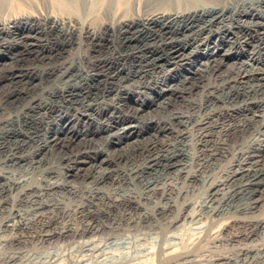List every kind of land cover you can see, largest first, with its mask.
<instances>
[{
	"label": "bare ground",
	"instance_id": "6f19581e",
	"mask_svg": "<svg viewBox=\"0 0 264 264\" xmlns=\"http://www.w3.org/2000/svg\"><path fill=\"white\" fill-rule=\"evenodd\" d=\"M42 31L54 34L55 42L47 45L48 54L42 53L44 43H39V53L34 47L41 42L38 35ZM31 39L34 41L28 42ZM9 42L23 45L27 54L24 50H9ZM31 53L35 58L47 57L50 64L26 65L24 60ZM245 54L252 60L251 67ZM0 81L6 84L0 92V164L46 162L47 153L57 146L64 179L56 180L58 176H54L55 180L44 181L41 192L46 195L64 189L76 195L82 187L76 180L75 185L70 184V180L77 179L82 184L92 178L95 183L94 188L86 189L81 198L84 201L73 211L84 224L73 230L68 224L57 228L67 210L58 204L34 201L40 184L24 183L26 187L21 185L16 197H4L5 175L0 170V209L13 205V215L0 220V226L11 230L12 235H8L13 241L24 235L44 240L67 232L81 236L112 227L105 219L114 215L127 223L164 220L167 226L174 225L195 183L206 184L207 202H215L224 176L222 181L215 177L214 181L209 169L208 174H203V167L229 155L227 180L235 183V189L233 194L222 196L224 200L237 196L241 186L245 193L253 194L256 186L264 182V139L248 143L246 148L239 146L264 118V0H0ZM154 105L165 113L156 118L147 116ZM144 122L153 126L149 136L142 133ZM92 123L93 128L89 127ZM80 125L84 127L78 130ZM262 127L264 132V123ZM96 136L109 144L108 150L97 146ZM172 138H176L175 142L170 141ZM124 141V150L131 153L118 150L123 146L116 144ZM130 160L138 163L128 172L116 166ZM56 169L48 167L46 171L59 175ZM98 169L102 174L96 177ZM165 176L180 178L182 183L159 184ZM109 178L141 187L139 192L113 197L102 186ZM243 178V183L237 181ZM26 202L34 204L30 205L33 210L28 217L14 208ZM221 208L213 207L217 222L204 235L192 236L183 245L165 241L167 244L161 243L157 250L158 256L118 259L113 264H192V260H198L196 255L206 250L208 241L220 239L223 234L231 241L249 240L264 222L258 216L220 217ZM130 210L135 211V217ZM239 250L242 256L238 264H246L247 255L256 251L246 242ZM18 255L8 258L13 260Z\"/></svg>",
	"mask_w": 264,
	"mask_h": 264
},
{
	"label": "rangeland",
	"instance_id": "374dc122",
	"mask_svg": "<svg viewBox=\"0 0 264 264\" xmlns=\"http://www.w3.org/2000/svg\"><path fill=\"white\" fill-rule=\"evenodd\" d=\"M43 32L44 31H42L39 34L40 36L38 35V37L41 39V40H39L41 42H38V44L39 43L40 44L41 43H44L46 45V48L43 49L45 51H42V53L48 54L47 53L48 52L47 51L48 50L47 49V47H48L47 45H49L52 42L54 43L55 42V38H54V34L48 33V32H44L43 33ZM41 36L43 37V39H42ZM29 41H34V40L31 39V40H28V42ZM38 44L36 43L34 45V47H36L35 49H37L36 51H38V53H39V51H41L42 49L40 48V44L39 45ZM6 46H7V48H11L9 50H12V48H14L13 49L14 52H17L18 50H20V51L24 50V51H22L24 53V55L27 54V50L28 49L27 48H23V45L17 46L16 45V42H14V43L13 42L12 43L9 42V43H7ZM34 53H36V52H34ZM33 56H34L33 53H31V54H29V59L24 60V62H25L26 65H28V64L29 65H35L36 64L35 66L40 67V66H46V65L50 64V61H48V58L47 57H45L43 59H40L39 58L40 56H37L36 58L33 57ZM243 57H245L246 60L249 59L246 54ZM30 59H33V60H30ZM249 61H252V60L249 59L248 62ZM30 63H33V64H30ZM252 64H253L252 62H249L248 63V65L250 67L252 66ZM154 81H155V79H154ZM5 88H6L5 81H0V92L4 91ZM0 95H1V93H0ZM155 96H156V94L155 95L153 94L152 97H155ZM152 108L153 109H150L149 108V110H151V111H150V113H147L148 114L147 116H153V118H156L155 116H160V114L162 115V114L165 113L164 110H161L162 107L159 108V107H156V105H154V106H152ZM156 108L159 109V110H161V111H159V110H156L155 111ZM158 111H159V115H158ZM147 116L146 117L144 116V118L145 119L148 118ZM262 123H264V118L262 120ZM262 123H261V125H257V127H255L254 129H252L251 133H249V135H248V137H250V138L247 137V139L245 141V144H244V142H241L242 144L240 143V145H239L240 148L241 147L242 148H246L249 144H253L256 141H258L259 139H264V137H263L264 136L263 135L264 132H263ZM83 127H84L83 125H80L79 128H78V130L81 129V128H83ZM89 127H91V128L95 127V123H92V125L89 126ZM142 127L144 128L143 131H142V133L144 134V136L145 135L146 136H149L150 135L149 133H152L154 131L152 124H149L147 122L146 123L144 122L142 124ZM60 135H63V133L60 134ZM165 138H168V137H165ZM96 139L98 141V142H96V144L98 143L97 146L99 148H101V149H103L105 151L109 149L110 146H109V144L106 143L105 140L98 139L97 136H96ZM172 139L170 141L171 142H173V141L175 142V139L176 138H172ZM99 144L100 145L102 144V145L100 146ZM116 146L117 147H120V146L122 147L123 146V148H121V149L119 148L118 150H122V152L124 151V153H126V154L131 153L130 151H128V149L124 150V148L127 147V144H125V141L124 142H120L119 144H116ZM54 148H53V151L52 152H48L47 153V155H46V157H47L46 162L44 161L45 163L42 162V163H38L37 164V162L26 161V162H21L22 165H21V163H18V164L17 163L6 164L5 166H3L2 164H0V168H1L0 170H2L1 172H3L4 175H5L4 183L6 185V190L4 191L3 196L4 197L6 196L8 199H11L12 197H14V196L16 197L18 195L16 190H19V188H21L22 186H25L26 187V185L30 186V184L31 185L33 184V185H36V186L38 185L39 186V184H40L38 190H36L34 192L36 194L38 193L39 196L37 195L38 196L37 198L39 200L36 199L34 201H36V202L46 201L47 203H54L55 205L58 204V206L60 208H63L65 211L67 210L65 212L64 216H63L64 218L63 217L62 218H59L61 220L58 219L59 220V223H57L56 226H57V228H62V227H64V225H67L68 224L69 227H71V228L74 227V228H72V230H73V229H75V226L76 227H80L85 222L84 220H81L82 218H80V217L78 218V216H76V214H74L75 212H73V211H74V209L76 208V206H77V204L79 202L84 201L83 200L84 199V196H85V193L84 192H87L88 191L86 189H89V187L90 188H94L95 183H93L94 181H93L92 178L85 179L84 181H82V184H81V181H79V180L77 181V179L70 180L69 183L70 184H73V185H75L74 184V181L75 180H76L75 183L77 185L80 182L79 183V186H80V188L82 187L81 188V192L78 193V194H76V195L70 194L68 191H66L64 189H61L59 191L57 190L55 192H52V193H49V194H46V195L43 192H41L42 190H41L40 187L42 186V184L44 183V181H47L49 179H50L49 181H52V179L55 180L56 179V176H58L56 180H61L62 178L64 179V174H63L64 168L62 166V162H59L58 155H57V154L60 153V152H58L60 150V148H58L57 146H55ZM48 155H49L50 159H49ZM227 158H230V155L228 157H225V158H221V159L214 160V161H212V163L214 162L213 164L210 162V163H208V165L206 164L207 166L205 165L203 167L204 168L203 174H208V171L210 170V172H209L210 174L209 175L212 174L211 175V178L213 177L212 178L213 180L216 178V179H218L216 181H222L221 178H223V176H224V178H223V181L224 182H223L222 185H223V187L225 186V188H223L221 186L222 188L220 187V189H219L218 197H217V199H215V202L218 203L217 205H215L216 204L215 202H213V203L207 202V197H206V194H207V185L206 184L204 185V184H201V183H195L194 186H193V188H191L189 190V192H188L187 198L188 197L189 198L187 200V205L182 209V212L178 215L179 218L176 219V221H175L176 223H174V225H170L169 224V226H167L168 223L164 222V220L162 218H159V220L162 219L163 221L162 220L161 221L163 223L160 222V221H158V220L155 223H154V221L151 222L152 224L151 223H141V222H139V223L138 222L137 223L136 222L127 223L123 219L122 220L120 218L119 219H116L118 217H116V215H114L112 217V219H105V222H107L108 224L112 225V227H108V229L105 228L103 230H98V231L86 233V234L81 235V236L80 235H75L74 236L71 232H70L71 234L69 232H67L66 234H62V235L59 234V235H55V236H53V237H51L49 239L47 238L48 240L47 239H45V240L44 239H41V237H38V236H35V235H33V236H30V235H28V236L26 235L25 236L24 235L23 237L21 236V238H20L21 240L19 239L18 241H13L11 239V237H10L12 235V234H10V231L11 230H4L3 227L0 226V264H2V263H4V264H10V263L11 264H19V263L20 264H38V263L39 264H42V259H44V261L46 262L45 263L43 261L44 262L43 264H82L83 261L85 263L87 262L86 264H89V263L90 264L91 263L92 264L93 263L94 264L95 263L96 264H103L104 261H105L104 264H111V263H108V262H112V264H113L114 262L118 261V259L120 261V259L121 260H126V259H132V258H140L141 256L142 257H145V255L148 256V255H151V254L157 255L158 254L157 250L159 251V249L163 245L161 243H163V242H164V244L167 242L169 244H171V243L173 244L174 243V244H180V245L182 244L183 245L192 236L204 235L208 231V229L210 228V226L212 224H214V223L217 222L216 220H217V217L218 216H215V214H213L214 212L212 211L214 206H219L220 208L222 207L221 208V216L220 217H222L223 215L225 216V214H226V215H237V216H245V217H248V216L249 217L258 216V217H262L261 219H263L264 218V182L261 183L260 185L256 186V188L253 191V194H249L248 192L245 193L246 191L243 190L242 189V186H241V187H239L237 189L238 191H241V193L237 191V193H236L237 196H234L229 201L223 199L224 196L231 195V193L233 194L234 189H235V183H233L231 180H230L231 182L230 181L228 182V180H227L229 178V176H230V175H228V172H229L228 169H230V168H228V165H227V160H226ZM131 161L132 160L127 161V163H125L124 161H121V162L117 163L116 166L118 167V169H120V171L122 170L124 172H126V171L128 172L129 169L132 166H134L135 164L138 163V162L137 163L136 162L135 163L134 162L131 163ZM27 162H28V164H27ZM215 163H216V165H215ZM33 164L34 165L36 164V167L37 168ZM128 164H129V166H128ZM222 164H223V166H222ZM9 165H10V168L11 169L8 167ZM45 165H46V167H45ZM219 165H221V166H219ZM16 166H17V168H16ZM21 166H23V167H21ZM47 166L48 167H52L54 169L57 168L56 170H58L59 175H49L47 173V171H46V169L48 168ZM211 166L214 167V168H212ZM225 166H226V168H225ZM216 167H218V169ZM221 167H223V168H221ZM206 168H207V171H205ZM100 169L103 171V168H100ZM100 169H98L100 173L97 170V171L94 172V176L98 177V176H100L102 174V172L100 171ZM44 171H46V172H44ZM213 171H214V173H211ZM215 172H217V173L215 174ZM96 173H98V174H96ZM6 174H8V175H6ZM225 175H227V176H225ZM54 176H55V179H54ZM120 176H122V174H120L118 177H120ZM171 178L170 177H166V176L165 177H162V180L159 181V184H161V185H168V184L174 185L176 183V186L181 185L182 179H180V178H172L173 179V181H172ZM19 181H20V183H19ZM41 181H43V182H41ZM177 181H178V184H177ZM237 181H240V183L241 182L243 183L244 178L243 179H238ZM85 182H87L88 184L85 183ZM102 183H103V185H102L103 188L107 190V192H108L109 195H111V196L113 194L115 195V196L113 195V197H116L118 194L124 193V192H133V193L139 192L140 187H141L139 185H136L135 186V184L128 183L126 181H121V180H118V179L115 180V181H112V180H110V178L107 179L105 182H102ZM118 183H119V185H118ZM14 184H17V185L19 184V185L18 186H14ZM83 185H84V187H83ZM126 185H127V187H126ZM131 186L133 188L135 187L134 189H136V190H133V188ZM9 187H11V188H9ZM226 187H227V189H226ZM125 188H127L128 190L125 189ZM228 189H231V190L229 191ZM232 189H233V192H232ZM11 193H13L12 194L13 196L10 195ZM14 193H15V195H14ZM239 194H240V197H239ZM49 195H52V196H49ZM55 195H57V196H55ZM60 195H61L62 198L60 197ZM71 195H72V197H71ZM251 195H252V197H251ZM58 196H59V198H58ZM43 197L45 198V200H44ZM63 197L66 200L67 199L68 200L65 202V200H64ZM241 197L242 198L244 197V198L242 199ZM49 198H51V200ZM81 198H83V199H81ZM70 199H72V200H70ZM218 199H220V200L218 201ZM63 200H64V203H63ZM231 203H232V205H231ZM213 204H214V206H213ZM18 205H20L21 207L18 206ZM30 205L31 206H34L33 202H26V203H21V204H17V205L15 204L14 205V208L16 207L15 210H17V212H19V214H21L22 216L28 217V216L31 215V211L33 210V207H31ZM5 206H7V207L4 208L5 210L4 209H0V214H1L0 215L1 219L0 220L4 219L5 216H6V218H8V217H11L13 215V213H12L13 205L8 204V205H5ZM148 206H150V205H148ZM233 206H236V207H233ZM71 207H74V208H71ZM229 209H230V211H228ZM25 210H26V212H25ZM231 210H232V213H231ZM28 211L30 212V214H29ZM211 211H212V213H211ZM227 211H228L229 214L227 213ZM67 212L68 213L70 212V213L68 214ZM130 212L132 213V215L134 217L136 216L135 211H131L130 210ZM3 214H4V216H3ZM73 215L75 216V219H74V216ZM71 216H73V218ZM65 217H67V220H66ZM14 219H15V217H14ZM68 219H69V221H68ZM79 219L81 220L82 224H80L81 222H80ZM74 220H75V222H74ZM113 220H117L116 221L117 223L115 221H113ZM214 221H216V222H214ZM115 223H116V225H115ZM161 223H162V226H161ZM133 224H135L136 226L133 225ZM140 224H144V226L143 225H140ZM150 224L152 225L153 228L151 227ZM263 224H264V222H262V224L257 227L256 232H255L256 234L253 235L254 238L252 236L251 238H249V240L247 239L246 241L245 240L231 241V240H229L227 238V236L225 234H223L220 239H217L215 241L214 240L208 241L209 243L208 242L207 243L208 244H211V246L206 243L207 246L204 247L206 250L203 251L206 254L201 251L202 252L201 254L202 255L205 254L206 256L204 257V255L202 256L201 254H198L197 253L198 255H196V257H197L196 259H198V260L197 261L196 260H192V262H193L192 264H238V263H240V261H241V258L240 257L242 256L241 255V252L239 250V247L242 245L243 242H246L249 246L255 247V250H256L255 252H257V253L259 252L258 254L254 252V254L252 253L251 255H247L249 258L247 259L248 262L246 264H260V263L261 264H264L263 263L264 262V225ZM126 225L130 229L127 228ZM159 225H160V227H159ZM172 226H173V228H171ZM125 227L127 229H129V230H127ZM111 228H112V230H111ZM5 231H6V233L3 235V233ZM12 233H14V232H12ZM68 233L70 234V236H69ZM33 234H35V233H33ZM1 235L5 236V237H3ZM82 236H83V238H82ZM6 237L7 238L9 237V238L7 239ZM35 238H37V239H35ZM160 241H162V242H160ZM213 241H214V243L215 242L216 243L214 244ZM78 242H79V244H78ZM240 243H241V245H240ZM78 247L80 248L79 250H78ZM94 247H96V248H94ZM256 247H257V249H256ZM90 248L94 249L93 252L90 251V250H92ZM208 248L209 249L211 248L210 251H209ZM88 249H89V251H88L89 253H87V250ZM85 250H86V252H85ZM259 250H261V251H259ZM206 251L208 252V254H207ZM81 252H83V253H81ZM100 252L101 253H104L106 256L104 254H101ZM17 253H19L18 256H24L23 257L24 259L22 260V257H19L20 258L19 259L18 256H17L15 259H13L14 260L13 261V260H10L8 258L10 255H16ZM209 254H210V256H208ZM2 255H3L2 258H5L6 257L5 258L6 260L1 258ZM37 255H38V257H36ZM84 255L86 257H84ZM99 255L100 256L103 255V256L100 257ZM199 255H201L200 258H198ZM222 255H223V257H222ZM252 255H254V257ZM26 256H27V258H26ZM39 256H41L42 258L41 257L39 258ZM45 256H46V258H47V256H49V257L46 259V258H44ZM89 256L91 257V259L88 258ZM225 256H226V258H225ZM82 257H84L85 259L81 260ZM201 257L202 258L204 257L203 260H202ZM250 257L252 259H250ZM34 258H36V261H34V262L32 261L33 263H31V260H35ZM51 258H53V259H51ZM108 258H110V261H109ZM206 258H208V259H206ZM261 258H263V259H261ZM7 259H9L8 262H7ZM86 259H88V260L90 259V260L88 261ZM103 259H104V261H103V263H101V261ZM204 259H205V262H204ZM40 260H41V263H40ZM77 260L78 261L80 260L81 262H78ZM201 260L204 263L201 262ZM5 261H6V263H5ZM72 261H74V262H72ZM199 261L201 263H198ZM190 262H191V260H190ZM184 264H189V261H187Z\"/></svg>",
	"mask_w": 264,
	"mask_h": 264
}]
</instances>
